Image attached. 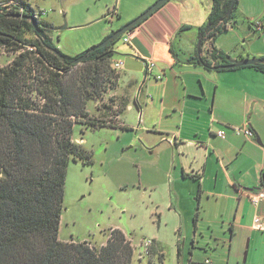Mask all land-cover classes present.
Returning a JSON list of instances; mask_svg holds the SVG:
<instances>
[{"label":"crops","instance_id":"obj_1","mask_svg":"<svg viewBox=\"0 0 264 264\" xmlns=\"http://www.w3.org/2000/svg\"><path fill=\"white\" fill-rule=\"evenodd\" d=\"M82 1L88 0L72 1L69 8ZM109 1L108 9L96 4L88 10L87 5L85 22L128 12L129 0H119L115 11H108ZM212 8L213 0H167L132 29L130 41L121 36L128 46L120 49L128 57H112L113 65L121 60L124 66L110 98L104 94V104H96L98 113L110 104L117 110L114 126L100 127L116 132L105 150L114 140L123 160L132 149L131 165L139 166L133 186L143 187L142 196L150 202L154 229L139 240L153 243L148 254H135L138 264H166L170 249L176 255L173 264H264V230L253 226L256 216H264V201L256 206L250 198L254 189L264 187V73L250 66L219 71L198 62L200 28ZM131 19L115 29L105 25L103 39ZM43 21L55 29L52 21ZM203 45L207 50L212 41ZM214 45L231 60L264 58V0H238L235 17ZM147 58L155 61L152 73L146 71ZM245 124L253 128L252 138L236 133ZM74 138L85 146L86 138Z\"/></svg>","mask_w":264,"mask_h":264},{"label":"trees","instance_id":"obj_2","mask_svg":"<svg viewBox=\"0 0 264 264\" xmlns=\"http://www.w3.org/2000/svg\"><path fill=\"white\" fill-rule=\"evenodd\" d=\"M17 1L25 7L23 12L18 6L0 12V43L23 49L11 68H0V264H129L133 250L120 229H110L107 243L98 250L86 241L75 243L60 238L69 163L77 159L93 161L92 153L75 141L76 117L87 116L88 102L102 96L100 67L113 63L116 41L93 51L90 47L76 55L66 54L49 34L53 26L43 21L47 11L35 15L34 6ZM237 5L238 0H213L208 21L200 28L196 58L208 69L231 62L230 56L214 45V40L229 28ZM28 16L36 20V28ZM208 40L212 45L203 51ZM85 53V59L74 62ZM35 60L43 71L33 78L46 102L31 108L28 102L19 104L15 100L19 97L29 101L23 86L33 72L30 62ZM84 64L79 84L69 85L65 80L67 74ZM250 67L264 73V63ZM112 69L107 72L108 78L117 81L118 75L113 76ZM88 85H94L93 89ZM73 89L79 96L72 97ZM116 114L117 110L99 116V120H87V128L114 126Z\"/></svg>","mask_w":264,"mask_h":264},{"label":"rangeland","instance_id":"obj_3","mask_svg":"<svg viewBox=\"0 0 264 264\" xmlns=\"http://www.w3.org/2000/svg\"><path fill=\"white\" fill-rule=\"evenodd\" d=\"M25 1L36 8H42L47 11V14L43 15V19H48L55 25V29L49 31V34L53 36L56 46L66 54L76 55L102 42L105 25L111 29H115L118 23L125 19H129L130 17H132L131 20L135 19L141 14H138L139 11L151 0H129L128 12H125L123 16L120 17L118 14L115 19H111L105 16V14L104 18L94 22H85L87 5L88 10H90L92 5L96 4H101L100 6L103 9H108L106 0L82 1L80 6L70 8L69 4L75 0ZM109 2L111 3V8L108 11H115L119 8V0H110ZM114 20H118L116 21L117 23L114 24ZM28 35H31V33ZM127 46L122 38H119L114 43V50L121 54L115 53L113 58L118 55L128 57L120 49ZM21 52H23V49L17 47V45L5 46L0 43V68H11L15 58ZM30 65L33 72L26 83L27 85L23 86V92L29 98V101L20 99L19 97L15 101L19 104L28 102L31 108H34L36 104L44 105L46 99L38 91L36 80L33 78L43 71L41 65L36 60L35 62L31 61ZM112 65L113 63L111 65H101L100 67L99 89L103 90L102 96L90 100L92 102L89 101L91 111L88 112L87 116L79 115L76 117L77 123L74 128V135L86 138L85 147L92 153L93 161L84 162L81 159H77L69 163L60 228V238L62 240L68 239L69 241L67 242L75 243L86 241L88 246L97 250L107 243V237L112 232V230H109L114 226L126 230L133 237L132 242L136 244L140 238L151 235L155 225L153 217L150 215V202L142 196L145 189L133 186V174L135 175V169L138 174L139 166L138 164L136 167L131 165L135 159L129 158V154L132 153V149H128L130 145L125 146L128 150H126L123 160H118V150H114L113 148L118 143L111 140L109 142L110 148L108 151L105 150L107 148L106 141L113 139L116 136V132L103 128H87V123L85 122L87 120H99V116L102 117L115 112L111 104L107 108L103 106L101 108L102 111L99 113L96 106L97 102L104 104V94L108 96L107 98H110L109 94L116 84V80L112 81V78H108L107 72H109L110 68H113ZM85 66V64L81 65L79 68L74 69L73 72L68 73L67 77H65L67 83H78L81 75L80 70ZM112 70L114 71L113 76L115 74L117 77L119 72L114 70V68ZM94 85H88V88L93 89ZM120 85L123 84L120 83ZM72 92H74L72 97H76L77 90L73 89ZM77 96H79V92ZM74 102L78 103V99L74 98ZM124 111V114L127 113L126 108ZM119 131L122 132L123 128ZM170 143L174 144V141L171 142L170 140ZM129 239L130 237L127 235L126 240L133 250L129 264H138L136 259L141 257L133 249L130 241H128ZM172 240L174 242V239ZM103 241L105 243L101 245ZM220 247H223L222 244ZM184 253L188 256L189 250L186 249ZM135 254L139 258L135 257ZM175 256L174 251L170 249L168 254H166V264H173ZM244 256L245 252L243 259Z\"/></svg>","mask_w":264,"mask_h":264},{"label":"built area","instance_id":"obj_4","mask_svg":"<svg viewBox=\"0 0 264 264\" xmlns=\"http://www.w3.org/2000/svg\"><path fill=\"white\" fill-rule=\"evenodd\" d=\"M14 6H18L20 11H24L25 7L18 2L17 0H0V12H3L4 10H13ZM36 8V7H35ZM33 12L35 13V15L39 14L40 12L45 14L46 11L40 8H36L33 10ZM257 26V29H262V23L259 19H257L254 22ZM133 33L132 32H128L124 35V40L125 41H130L132 38ZM155 61L151 58H147L146 60V71L147 73H152L153 69L155 67ZM124 66L123 61L119 60L114 62L113 68L115 70H117V72H119ZM157 78H161V76H158ZM235 131L237 134H244L247 137H253L254 136V130L253 128L249 125V124H245L243 126L240 127H236ZM218 135L225 138L226 134L224 130H219L218 131ZM171 142H173V138H171ZM250 198L252 200V202L257 206L261 201H264V187H261L259 190L257 191H252L250 193ZM253 226L257 229L260 230H264V216H256L255 220H254V224ZM127 237V236H126ZM128 241H130L133 249L135 251H137V253H139V256L142 257L144 254H148V248L149 246L153 243V240L150 238H145L142 240L137 241L136 244H134L132 241L133 239L130 238Z\"/></svg>","mask_w":264,"mask_h":264},{"label":"water","instance_id":"obj_5","mask_svg":"<svg viewBox=\"0 0 264 264\" xmlns=\"http://www.w3.org/2000/svg\"><path fill=\"white\" fill-rule=\"evenodd\" d=\"M167 0H157L154 4H152L147 10H145L143 13H141L138 17L131 20L121 28L117 29L115 32L107 36L100 44L93 46L91 48V51L98 49L100 47L106 46L112 42L117 41L123 34L129 32L134 27H136L138 24H140L142 21H144L146 18H148L151 14H153L161 5H163ZM232 12V9L229 11L228 15H230ZM30 19L34 25V27H37L36 20L30 16L27 17ZM53 50L61 56V58L65 59V56L57 49ZM88 56V53H85L74 60L75 63H79L83 59H85ZM259 63H264V58L260 57H252V58H243V59H232L229 64H221L218 66H215L214 69H232V68H239L244 66H250V65H257Z\"/></svg>","mask_w":264,"mask_h":264},{"label":"clouds","instance_id":"obj_6","mask_svg":"<svg viewBox=\"0 0 264 264\" xmlns=\"http://www.w3.org/2000/svg\"><path fill=\"white\" fill-rule=\"evenodd\" d=\"M131 31H132V30H130L129 32H131ZM127 33H128V32H127ZM125 34H126V33H125ZM123 35H124V34H123ZM123 35H122V36H123Z\"/></svg>","mask_w":264,"mask_h":264}]
</instances>
